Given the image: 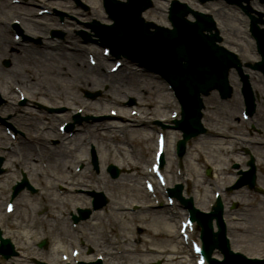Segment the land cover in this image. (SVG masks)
Listing matches in <instances>:
<instances>
[{"label": "bare ground", "instance_id": "bare-ground-1", "mask_svg": "<svg viewBox=\"0 0 264 264\" xmlns=\"http://www.w3.org/2000/svg\"><path fill=\"white\" fill-rule=\"evenodd\" d=\"M3 2L7 3L8 0H2ZM51 4H52V7H64L68 10H70V12L72 14H76V15H79V16H84L83 13L79 12L76 8L73 7L72 4H70L69 0H50ZM87 3H90L91 5L95 3H97L96 0H85ZM2 3H0V9H2ZM30 5V4H29ZM7 6H9V8L11 7L12 9V5L10 4H7ZM98 3L97 5H95L93 7V12L95 14H98ZM14 14V13H12ZM10 14V15H12ZM93 15V14H92ZM95 17H99L97 15H93ZM26 20V23H25V34L26 35H31V36H36V35H39V34H46V32L48 30H50V28L52 27V25H48V26H44L42 24H40L39 22L35 21L34 20V17L29 14V17L25 19ZM163 23L162 21H159V23ZM0 59L1 57L3 56H8L10 57L13 61H14V64L16 66V64H21L22 65V70L24 72H28L29 71V74H31L33 72V67L34 66H37L38 68H43L44 66L48 65L50 67V74H53L55 76H62L64 79H67V77H74L76 74H77V71L75 69H72L71 67H74L76 68L77 70H79L82 74H83V81L82 83H85L86 86H89V85H92V84H104V83H108L109 85L111 86H116L118 84H124V85H120L118 88H124V87H128L129 85H131V82L133 80V78H136L137 77V74L136 72L131 69V68H128L127 71V75L126 76H123L121 73L118 74V75H112L111 73L108 74V73H102V72H99V71H96L97 72V75L94 77V76H89V74H92L93 73V69H90L89 67H87L86 63L83 62L82 64L79 63V60L81 59L86 47L79 44V43H76V42H73L71 45L73 47V49L75 50V54L73 55H70L69 53H65L63 52L62 49H60V47H63L62 44H53L51 42H47L46 43V47L47 48H57L58 51H56L55 53L54 52H51V51H44V50H35V49H32V48H29L28 46H22L21 45V42L18 43L14 40L11 39L10 37V30L8 27H10V23L5 21V20H1L0 22ZM65 48V47H64ZM10 49H14V50H10ZM66 49V48H65ZM92 49L94 50L95 48L92 47ZM67 51V50H66ZM96 51V50H95ZM97 52V51H96ZM54 62H56L58 64V66L61 68L60 71H57L55 69V66H54ZM79 67H78V65ZM68 66V68H67ZM103 67V65L101 66ZM17 69H12V71H14V73H12V78L10 79H6V80H2L1 79V76H0V83H2V85H4L6 87V90L8 93H10L12 96L10 97V99L12 100V102L10 104H8V106H6L4 109L0 110V111H3V113L7 114V113H16V118L17 119H21L23 118L22 116L19 115V111L21 110V108H19L17 106V102H18V99L17 97L13 94V84L15 82L19 83V84H22L23 88L24 89H28V85L26 84V81L23 79V72L22 71H16ZM2 73L4 72V70H0ZM137 78H140V77H137ZM151 84V90H154V93L157 94V88L153 83H150ZM156 88V89H155ZM28 91V90H27ZM43 93L41 92H34L33 94V97L34 98H38L39 96H42ZM57 98H60L61 101L63 103H65L67 106H73V104H77L80 102V98H77L76 96L73 97V99H71L69 101V97L67 95H65L64 93H61L59 96H56ZM214 95L211 97L213 98ZM156 105V102H152V105ZM87 109L90 111L91 109H95V105H86ZM31 113V112H30ZM25 116V115H24ZM70 116V113H67V114H64L62 116H60V118H68ZM29 128L25 127L26 131L28 132H31L30 128L33 127L32 125L30 124H27ZM106 124L105 123H101L100 125L98 126H95L92 131H91V128L93 127H90L88 129V126H86V129L87 131H91L89 133V135L92 136V134H96V132H100L102 137L106 140H110V139H119L121 140L122 137L120 136V131H122L123 129L121 128H112V129H106L107 127L105 126ZM101 129H105L104 132L100 131ZM98 130V131H97ZM138 133H142L141 130H135V134H138ZM52 136H55V137H59L58 135H56V132L55 131H52L51 133ZM29 138L32 139L33 143L32 145H36V144H39V147L41 148V152H42V155H43V158L47 160L50 158V157H47L49 152L50 151H46V145H45V137L42 133H39V132H31V134L29 135ZM4 141L5 143L8 141L6 138H4ZM150 140L146 137L143 139V142L145 143H148ZM19 142V140H17L15 143H12V145L16 146L15 144H17ZM102 142H104L105 144V148L103 149V152L105 153L106 150L108 149V154L107 155H104V159H107L108 160H115L119 162V165L120 166H124V163L126 162L127 165H134L132 164L131 162L127 161L126 159V153L124 150H126L123 146H119L117 145L115 149H112L111 148V145L108 144L107 142H105L104 140H102ZM20 144H23L22 142H20ZM227 144V141H224V140H217V141H214V145H210V148L212 149L211 152L213 153V155L218 158L219 160H223V155L227 153L228 151V147L226 146ZM31 144H27L25 145V148L27 150V152H29L32 157L35 156L36 153H38L36 151V148H33ZM33 150L36 152L35 154L33 153ZM40 152V153H41ZM130 155V154H129ZM122 158V159H121ZM82 157H76L74 159H72L73 161L74 160H81ZM119 159H121L119 161ZM52 160V159H51ZM35 159H28V166L30 168V170H34L35 168H37V165L35 163ZM52 163L54 162L55 164L57 165H61V164H64L63 162L61 163H57L56 161L52 160L51 161ZM14 163V166H16L17 169H19V166H22V163L18 162L17 160H14L13 161ZM69 164H66V169L67 168H70L71 166V162H68ZM26 165V162L25 164ZM137 167V166H136ZM60 168V167H58ZM60 169H63V168H60ZM222 169V168H220ZM11 176H13V173H16L14 170H11ZM142 176H144L145 174L141 171L140 172ZM38 176V175H37ZM39 177V176H38ZM125 187H128L129 185L125 184L124 185ZM131 187V186H130ZM199 189H201V187H199ZM70 191V190H69ZM136 191L138 193H141V191L139 189H136ZM141 196V194H140ZM45 199L48 201V202H51V203H54V204H58L59 201L56 200V199H52L50 198L48 195L45 196ZM25 201V200H24ZM34 205V202L33 201H29V200H26L24 202V206L28 209H31V207ZM62 205L64 207H70L69 205H67L66 203H62ZM157 228H160L159 230H157L158 233H160V235H166V234H170L171 230H170V227L171 225L166 222L164 219L162 221L159 222V226L156 225ZM253 229L257 230V234H255L256 237H260L261 240H264V236H261L262 233H259L261 231V226L260 225H257V226H254ZM149 233H152L154 234V232L152 230H149ZM154 235H159V234H154ZM151 244V243H150ZM28 246V245H27ZM26 246V247H27ZM166 249L168 250V247H166ZM169 250L173 251V252H176L177 251V247L174 246L172 248H170ZM109 258L107 260V262L110 264L111 261L115 260L116 258L115 255H112V254H109ZM40 259V258H39ZM150 259V258H148ZM27 260V259H26ZM41 260V259H40ZM47 260H51L49 259V257L47 256ZM151 261V260H150ZM145 263H147L148 261L147 260H144ZM174 262H176V258L175 257H170L169 260H168V264H173ZM113 264H115L113 262Z\"/></svg>", "mask_w": 264, "mask_h": 264}, {"label": "rangeland", "instance_id": "rangeland-1", "mask_svg": "<svg viewBox=\"0 0 264 264\" xmlns=\"http://www.w3.org/2000/svg\"><path fill=\"white\" fill-rule=\"evenodd\" d=\"M213 6L214 7L215 6L220 7V6H225V5L222 4V3H215V4H213ZM253 6H255V3H254ZM59 11H61V10H59ZM216 16L218 17L219 21L223 22V25L226 27L225 29H226V35L227 36H229V37L230 36H232V37L233 36H238L237 38H235L234 40L232 39V40L235 41L236 43H238L240 46H236L234 43H233V45H234L233 46V45H230V44H228L226 42L227 45L230 46V47H237L238 50H239L238 52L241 53L242 52L241 51V46L243 44L242 41H243V39H244V37L246 35L244 30H243L244 29V25H245V20H244L243 16L241 15V12L237 8L234 9V8L226 5L224 8H222V9L220 8V10L217 11V15ZM233 49H235V48H233ZM245 49H246V47H245ZM252 54H253V56H255V51H253ZM5 61H11V67L10 68L12 69L14 64H13V61L11 60L10 57H2L1 60H0V65H1L0 67H2L3 69L5 68L6 70L8 69L5 66V64H4ZM19 67H21V66H19ZM37 78L39 79L38 87L42 88V87H44L43 85H46V87L49 90L54 91V89H53V83H54L53 78H50L49 76H47L46 73H44L43 77H40V78L37 75ZM143 78H145V76H143ZM255 88L260 92V94L264 95V83L263 84L259 83V85L257 84V87H255ZM94 89H96V88H94ZM160 92L161 93L158 94V95H156V94H154L152 92L153 96H155V101L158 100V103H159L158 107H161V101L166 100L167 98H169V95H167V93L163 94V90L162 89L160 90ZM216 96H217L216 99L218 101L222 102L225 105L220 106V108H219V110L217 112L211 111L212 108L209 107L208 113L211 116V124H210V121L207 120V125L209 127H211V128H216L218 130H225V131L228 130L229 127H231V125L236 127V123H235L236 122V118L237 117L241 118V113H240L241 107H240V104L235 105L234 103H232V101H229V102L222 101L218 95H216ZM137 98H139V97H137ZM152 101H153V98H152V94H151V97L148 99V102L150 103ZM137 102L140 103L141 101L137 100ZM141 106H142L141 108L144 109L145 111H147V112L149 111V107L145 106L144 103ZM261 106H262V108H264V104H262ZM108 112H109V106L106 108V113L108 114ZM167 113L169 114L168 111H166L165 114H167ZM128 115H129V109H128ZM37 122L40 124L39 121H37ZM263 122H264V120H263ZM144 129L146 130V134H147L148 130L146 128H144ZM234 132H237V130H235ZM208 141H210V140H208ZM151 144L153 145V148H154L155 147V143L151 141ZM206 144H208V143H206ZM140 146H139V148H142V145H140ZM134 156L136 158V161H138V159L140 158L141 155H140V153H138L137 155H134ZM227 156H226V158H227ZM217 162L218 161H214L213 165L217 166L218 165ZM200 164H201V169H203L204 168L203 164L201 162H200ZM221 165L226 166L227 165V159H225V161L222 162ZM136 173L137 172L135 170L129 169V170L124 172V176L126 174L129 175V177L131 179L130 184H132L134 188L140 187V189L143 192H145L144 189H143V186H142V180L138 179V177L135 176ZM228 176L230 178V175H228ZM211 181H213V180H210V182ZM263 181H264V179H263ZM203 186L205 187V183H204ZM205 188H207V187H205ZM112 191L114 192V194H117L118 196H121V199H122L121 202L122 203H126V207L129 206L130 202H134V201H136V202L137 201L138 202H144L146 200V198H143V199L137 198L132 190L130 191L128 196L126 194H124V193H121V192H123V187H119L118 190H116L114 188ZM120 193H121V195H119ZM229 195H231V194H229ZM210 197H211V194L208 197V199ZM238 198H239V200L241 202L248 201L250 203H253V201L255 199H262L259 194L255 195L251 200H249L247 198H244L242 194L239 195ZM234 201H237V200H234ZM238 203H239V201H238ZM260 211H264V206L263 205L261 207H259L258 209H255V207H252V208L247 210V215H246V219L247 220L245 222V226L248 228L249 231H248V233L247 232L244 233V235H242L241 237L239 236V238L241 239L242 242L245 241L244 243H248L249 244L248 255L254 256V257L261 256V253H264V242L260 241V237H255V234H257L258 231L253 229L254 226H257V224L254 221L259 220V222L261 223L260 226L262 228L259 233H262L261 236H264V214H263V217H262L263 220L262 219H258V218L254 219V221L251 220V217L254 216L255 213H259ZM45 213H46V210H44V214ZM125 214L126 213H123V217H120V218L118 216H113L112 217L113 219L106 218L105 222L110 224V225H113L117 229H120V227L123 226V225H120L119 222L124 220V221L127 222V224L131 223L132 228H134L133 235L141 237L140 241H142V239H147L149 241L153 240V238H150L148 236L147 227L149 225H153L154 224V218L155 217L160 218V216L155 215L154 213H152L151 215H148L147 218L148 219L150 218V219L147 221V223H143L142 219L145 216L141 217V218H138V217L133 216L130 213L127 214V215H125ZM19 216H20V213H19ZM32 218H33V216H32ZM115 222H118V223L115 224ZM172 223L175 226L177 224V222H173V221H172ZM175 226H174V231L172 232L170 237L167 238V239H169V241L166 242V239H164L165 238V236H164L163 239H162L163 243L165 242V243H169V244H174L172 242V240H173V236L175 234ZM140 241L138 239V240H136V243L139 244ZM154 246H160V245H154ZM133 256H135V255H133Z\"/></svg>", "mask_w": 264, "mask_h": 264}]
</instances>
